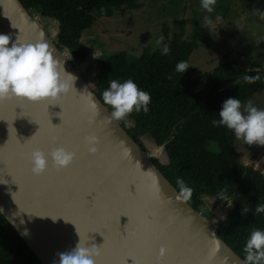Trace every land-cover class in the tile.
Listing matches in <instances>:
<instances>
[{
  "label": "water",
  "instance_id": "water-1",
  "mask_svg": "<svg viewBox=\"0 0 264 264\" xmlns=\"http://www.w3.org/2000/svg\"><path fill=\"white\" fill-rule=\"evenodd\" d=\"M46 19L21 0H0V34L10 44L46 42L74 77L55 99L0 101V215L40 264H52L79 238L100 247L96 264H243L154 163L165 145L151 155L111 118L68 50L46 31ZM91 134L99 138L94 155L84 143ZM58 146L76 153L73 162L57 171L49 157L44 173L33 175L31 151Z\"/></svg>",
  "mask_w": 264,
  "mask_h": 264
},
{
  "label": "trees",
  "instance_id": "trees-1",
  "mask_svg": "<svg viewBox=\"0 0 264 264\" xmlns=\"http://www.w3.org/2000/svg\"><path fill=\"white\" fill-rule=\"evenodd\" d=\"M21 1L27 10H37L58 23V47L68 50L74 65L92 56L95 44H105L96 32L98 22L143 6L142 0ZM172 1H165L168 8H172ZM223 1L224 7L211 18V25L201 27L196 16L191 19L195 24L191 30L185 19L173 28L164 25L165 42L144 48L134 59L125 50L103 48L92 64L96 71L84 79L104 105L102 92L110 80L123 83L132 79L150 94L148 112L133 111L119 122L142 148L143 138L158 147L165 145L167 164L157 159L154 163L179 192L177 178L192 189L187 201L195 210L204 206L206 198L213 201V208L224 203V218L214 227L244 260L243 248L251 231L264 230V213L253 214L257 203L264 204V162L259 167L253 163L264 157V146L245 144L256 152L240 153L241 140L226 127H214L211 121L219 119L228 98L239 99L242 106L248 101L263 103L264 37L247 41L242 33L255 30L254 25L259 35L264 32V0ZM164 45L170 47L168 55H162ZM180 61L189 66L184 74L175 70ZM253 70H258L261 79L250 84L245 76L257 74ZM223 190L227 201L217 200ZM243 207L251 211L242 215ZM0 264H40L1 215Z\"/></svg>",
  "mask_w": 264,
  "mask_h": 264
},
{
  "label": "clouds",
  "instance_id": "clouds-1",
  "mask_svg": "<svg viewBox=\"0 0 264 264\" xmlns=\"http://www.w3.org/2000/svg\"><path fill=\"white\" fill-rule=\"evenodd\" d=\"M216 0H201V8L209 13L214 11ZM104 9L101 8V12ZM212 20L205 16L203 25H211ZM201 25V27H203ZM163 37L156 43L159 45ZM170 47L164 45L162 55H168ZM189 66L186 61L176 64L178 73H185ZM256 71L255 75H246L248 83H255L261 79ZM64 73L68 79H65ZM74 78L66 74L64 67L54 58L46 42L19 43L11 42L8 35L0 34V101L10 98H21L31 102H40L55 99L61 94L68 93L69 80ZM103 102L112 109L110 116L114 120H122L133 111L141 109L148 112L150 94L141 90L132 79L123 83L110 80L109 87L102 92ZM95 109V103L90 106ZM219 119L211 121L214 127H226L237 140H242L246 145L264 146V109L257 108L251 101L242 106L239 99L228 98L223 102L218 114ZM92 121L90 120L89 123ZM84 143L89 154L98 152L99 138L95 134L84 137ZM157 147V146H156ZM76 153L63 146L54 147L47 154L39 148L30 153L31 172L39 176L48 167V159L51 158L52 166L60 171L68 167L74 160ZM156 160V159H154ZM258 161V160H256ZM254 161L253 163H255ZM176 183L180 187L179 195L188 200L192 195V189L185 185L184 181L177 178ZM226 190L218 193V199L227 201ZM251 211L247 207L242 208V215ZM264 213V204L257 203L254 215ZM165 249L161 248V253ZM245 255L243 264H264V230L251 231L243 248ZM100 256V247L86 246L79 238L75 247L66 251H57L54 254L52 264H96Z\"/></svg>",
  "mask_w": 264,
  "mask_h": 264
},
{
  "label": "rangeland",
  "instance_id": "rangeland-1",
  "mask_svg": "<svg viewBox=\"0 0 264 264\" xmlns=\"http://www.w3.org/2000/svg\"><path fill=\"white\" fill-rule=\"evenodd\" d=\"M165 1L166 0H142L143 6L139 10H122L117 13V16L114 19L98 22L96 24V32L102 35V41L105 44L103 47H97L98 43L95 44L94 46L96 48L92 56L77 65L81 69L83 76L90 78L96 71L92 64L103 48H106L107 50L109 48L108 51L110 52L115 50H125L129 53L130 57L134 59L142 55L144 48L155 46L156 41L161 36L163 37V40H161L160 43L165 42L166 36L163 30L164 25L173 28L179 20L185 19L187 21V28L191 30L195 26L192 21L195 16L198 18L199 23L203 25L205 16H208L211 19L224 7L223 0H216L214 11L209 13L201 8V0H180V3L179 0H176L175 3L171 0L173 2L172 8H168ZM44 26L46 31L57 40L58 23L46 19L44 20ZM213 27L218 29L217 25H213ZM256 27L257 26L254 25L253 28L255 30L250 31L249 29L250 32L246 31L247 33H242L244 34L245 40H259L260 37H264V32L259 35V31ZM219 32H222V30ZM262 99L263 103H259L258 101L252 102L253 105L257 108L264 109V94L262 95ZM142 142L151 155L156 154V145L152 140L149 138H143ZM239 143L240 153L256 152L253 147H250V149L246 148L245 143L242 140ZM244 146L245 149L243 151ZM158 159L163 165L167 164V156L165 152L162 155H159ZM263 162L264 157L258 159L254 164L259 167ZM213 205V201L206 198L201 211L214 227L217 220L224 218L226 208L224 207V203L218 204L216 208H213Z\"/></svg>",
  "mask_w": 264,
  "mask_h": 264
},
{
  "label": "flooded vegetation",
  "instance_id": "flooded-vegetation-1",
  "mask_svg": "<svg viewBox=\"0 0 264 264\" xmlns=\"http://www.w3.org/2000/svg\"><path fill=\"white\" fill-rule=\"evenodd\" d=\"M21 2H22V1H21ZM22 4H23V3H22ZM28 11L30 12L31 15H34V16L39 15V14L42 15V13L39 12V11H37V10H33V9H32V10H28ZM35 14H36V15H35ZM70 60H71V59H70Z\"/></svg>",
  "mask_w": 264,
  "mask_h": 264
}]
</instances>
